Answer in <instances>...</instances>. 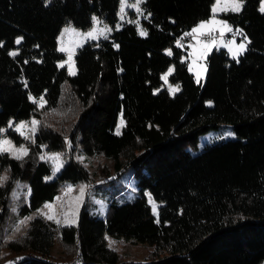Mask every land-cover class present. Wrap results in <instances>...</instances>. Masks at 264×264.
<instances>
[{"label": "trees", "instance_id": "trees-1", "mask_svg": "<svg viewBox=\"0 0 264 264\" xmlns=\"http://www.w3.org/2000/svg\"><path fill=\"white\" fill-rule=\"evenodd\" d=\"M214 1L146 0L139 26L147 35L141 36L134 22L115 27L118 0H0V129L9 120L40 121L23 160L0 155V173L8 177L0 187V262L5 249L40 256L19 264H50L41 259L52 258L57 242L65 257L77 252L82 264H137L106 245L113 237L154 247L155 257L138 264H264L262 0H243L240 12L219 15L230 34L209 41L200 39L205 32L194 34L191 43H209L237 38L240 30L250 41L239 62L213 47L201 84L184 59L188 43L174 41L208 19ZM94 17L111 32L77 49L76 73L69 75L59 66L60 30L67 23L90 29ZM170 67L168 84L180 86L173 96L161 79ZM41 97L43 107L32 99ZM220 125H230L235 138L196 155L172 153L179 141ZM7 135L16 142L12 131ZM43 148L66 160L51 180L52 166L39 157ZM77 150L111 160L118 178L143 167L133 200L111 203L103 218L83 204L76 224L61 228L35 215L2 242V233L15 231L19 218L52 201L64 185L89 180ZM17 180L31 194L20 190L14 214L10 192Z\"/></svg>", "mask_w": 264, "mask_h": 264}, {"label": "rangeland", "instance_id": "rangeland-1", "mask_svg": "<svg viewBox=\"0 0 264 264\" xmlns=\"http://www.w3.org/2000/svg\"><path fill=\"white\" fill-rule=\"evenodd\" d=\"M133 2L134 0H129V3H133ZM143 4L144 3L140 4V8L142 10H143ZM120 6H121L120 0H118V7H117V13H116V24H115L116 28L118 27V25L128 22L129 20L131 21L138 20L139 25H140V19L144 15V10H143V15H141L135 10V8L126 7L125 8L126 15L124 19L121 20ZM262 6H264V0H262V2L260 3V6H259L260 12H261L260 9ZM212 18L213 17L208 19V21L212 20ZM215 18L217 21H222L218 16H215ZM96 19L100 23H96V21H94L92 27L87 30H80V29L74 28L70 23L65 24L60 30V33L57 37V50L63 53L64 59L59 62V66L63 65V67L66 68L69 75H74V74H70L69 72L70 68L72 69L74 73H76V67L74 64V56H75L77 49L81 48L87 42L98 41L99 39L104 38L103 35H99V30L103 29L106 25H104V23L101 22L98 18ZM208 21L204 20L202 21V23H205ZM107 28H109L108 25H107ZM209 28L211 29H209L208 31L217 30L219 34L221 32L220 24L212 25ZM93 30L97 31V39L95 40L91 38L85 39L84 38L85 34ZM140 30L141 28L140 26H138L139 33H140ZM226 33L227 32H225L224 30L223 36H225ZM230 33L232 32H229V34ZM106 35L108 36L109 33H106ZM196 35H199V34H196ZM194 40L195 41L193 42V45L190 46V49L188 50L187 57L184 59H187L188 70L193 74L196 81H197V74L198 73L201 74L199 78V83L203 84L205 80V74H206V64H205L206 54H204L205 49L208 48L210 52L214 46L218 48H221V47L225 48L228 51L230 58L234 59L231 52L229 51V48L226 47L225 45L229 41H234L233 47H235V45H238L241 42H245V36L238 34L237 38L230 36L226 39L222 38L219 40H214L215 43H211V44L204 43V42L202 43V41L199 42L197 41L198 39L197 40L194 39ZM166 53H168V50H166ZM70 56H71V59H69ZM190 67L192 70H190ZM163 82L167 89V93L170 96H173V94H171L169 91V85L171 84H168V83L166 84L164 80ZM176 85L177 84H173L171 86L175 87ZM179 90H180V86H179ZM39 99L40 98H38L37 101H39ZM119 119L120 118H118V120ZM32 120H38V119L35 117H32L28 120L18 121V122L9 120L7 125L2 128V129H5L6 131L3 133H0V139L7 138L17 148L23 145L24 147L28 149V144L31 143L32 141L26 140L18 132L14 131L13 128L15 127V125H18L22 122L27 123L28 128L23 129V131L27 135L31 136L33 134L29 131V128L32 127L30 123ZM9 123L13 124V128L8 127ZM120 124H121V121L119 124H117L116 127L118 128ZM9 130L12 131L16 135V142L15 140H12L7 135V131ZM35 133H34V138H35ZM233 138H235V132L233 131V128L230 125H220V127L217 130H211L205 134H202L198 137L197 140L183 139L179 141L174 146L172 153L175 156H180V157L186 156V155H196L204 151L210 145L217 144L219 142L226 141L228 139H233ZM51 154H54V153H51V152L49 153L43 148V151L39 157H41L42 155L48 156ZM75 154H76L75 158L78 161H80L87 169L89 173V180L87 182L79 181L76 183H67L66 185H64L61 191L53 198L52 203L51 202L44 203L43 205L40 206L41 208L37 209L35 212H32L30 215L25 216L23 218H19L18 224L16 225V227L14 226L15 231L11 233H2L1 235L2 242L11 240V238L17 233L16 228L21 226L20 221L26 220V223H27L29 218L31 219L35 215L41 216L45 218L46 220L50 221L51 223L55 224L58 228H61L63 226H69L77 222L78 212L83 204H85L90 215L103 218V216L105 217L106 211L111 203H114V202L122 203V202L133 200V198L135 197V194H134L135 183H136L135 181H137L136 179H138L140 174L143 172V167H140L134 170H128L127 172L120 175V177L118 178L116 177L115 170L113 169V164L111 160L103 159L100 156L86 155L81 151L78 152V150L75 151ZM3 155L11 156L7 152H5ZM61 159L63 160V164H64L66 160H64L62 157ZM44 160L46 161L47 159H44ZM47 161L52 166V175L48 178L49 180H51L53 179V177L58 171H54L55 165L52 161L50 160H47ZM0 176H5V172L0 173ZM113 176H115V180L113 182H115L116 185L119 186L118 192H116L115 187H113L112 183L110 182ZM17 182L20 185H26L24 180H17L15 183V186L12 188L10 192V197H11L10 207H11V212L12 213L14 212V214H16L17 205L13 204L15 200L13 199L12 193L16 192L18 196L20 190L22 189L16 186ZM81 189H83L84 191L83 197H81ZM26 198H28L27 188H26ZM46 204L51 205L52 206L51 209L45 208ZM151 204H152V210H153V204L155 203L151 202ZM13 209H15V211H13ZM41 212L47 215H52L54 216L55 219L49 220L47 219V216L42 215ZM55 220H60L61 221L60 225H57ZM105 243L106 245L114 248L126 260L133 261L134 263H137V264L140 262L146 261L150 258H153L156 255L155 254L156 250L154 249L153 246H150L146 243L133 241L131 239L126 240L123 238L106 237ZM1 255H2V263L9 261L10 264H12L10 260L12 258H15L13 256H16L18 254L11 255L9 254V252L5 251V249H2ZM50 255L52 256V258L51 257H48V258H50L52 262L71 261L75 258V253L70 258L65 257L66 255H69V254L64 249H61L57 242H55V244L53 245V250L52 252L50 251Z\"/></svg>", "mask_w": 264, "mask_h": 264}, {"label": "snow or ice", "instance_id": "snow-or-ice-1", "mask_svg": "<svg viewBox=\"0 0 264 264\" xmlns=\"http://www.w3.org/2000/svg\"><path fill=\"white\" fill-rule=\"evenodd\" d=\"M145 2H146V0H134L133 3H129V0H120V5H121L120 6V14H121L120 18H121V20H123L125 15H126L125 14V8L126 7H133V8H135V10L139 14L143 15V10L140 8V4L145 3ZM229 8L233 12H240L243 8V0H216V6L213 8L212 20L205 22V23H201L200 25L197 26V28H194L191 33H186L185 35H193L194 33H200L202 29L209 28L210 26L216 25V24H220V26H221V32H220L221 36H223L224 30H226L228 32H232L233 30L229 25H227L226 23H224L222 21H217L215 18V14L218 10H229ZM260 10H261V12H264V6H262ZM149 16H150V14H149ZM145 18L147 19L148 17H145ZM93 19H94V21H96V23H100L95 17ZM129 22H134L139 26L138 20L137 21H129ZM213 30H215V29H213ZM110 32H111V29L107 28V26H105L103 29L99 30V35H103L104 38L107 39L106 33H110ZM236 32H237V34L243 35V33L240 30H236ZM139 34L141 36H146L147 32L141 29ZM84 38L85 39L91 38L93 40L97 39V31L93 30V31L88 32L87 34H85ZM16 43L19 44L20 40L18 39L16 41ZM211 43H215V41L214 40L210 41L209 44H211ZM247 43H250V41H248L247 38L245 37V42H241L240 44L235 45V47H233L234 41H229L225 46L229 48V51L231 52L233 58L237 59V62H239L238 57L244 51L247 50V47H246ZM0 46H2V45H0ZM178 46H180V45L178 44ZM116 47H119V46L116 45ZM206 47H207V45H206ZM61 50H63V49H61ZM10 54L16 55V53H10ZM168 54L171 55L170 50H169ZM69 59H71V56L69 57ZM61 67H63V65H61ZM190 70H192L191 67H190ZM172 71H173V69L169 68L168 72L165 73L164 75H162V77H161V79L164 80L166 84L168 83V76L171 74ZM69 72H70V74H75L71 68L69 69ZM200 75H201L200 73L197 74V82L198 83H199ZM169 91L171 94H175L177 91H179V85H176L175 87L169 85ZM32 99H33V103H38L41 107H43V104L45 103L43 100V97H41L39 99V101H37L35 98H32ZM30 123H31L32 127L29 128V131L33 134L31 136L27 135L23 131V129L28 128L27 123L22 122L18 125H15L14 128H13V124L9 123L8 127L13 128L14 131L18 132L26 140H31L34 143L35 142L34 133L36 132L37 127L40 124V121L32 120ZM121 123H123V120H121ZM5 131H6L5 129H0V133H3ZM117 134L118 135L120 134L119 129L117 130ZM68 143H69V147H71V142H68ZM5 152L9 153V155H11V157L13 159H16V160H23L24 157H26L28 155V149L26 147L21 145L19 148H17L15 145L12 144V142L10 140H8L7 138H3V139H0V155H3ZM61 155L62 154H60V153H54V154H51L48 156L42 155L40 157V159H42V160L47 159V160L52 161L55 165L54 171H59L60 168L63 167V160L61 159ZM7 179H8V177L6 175L0 176V187H3V185L7 181ZM16 186L18 188H27V194L28 195L31 194V189L28 188L26 185H20L17 182ZM69 190H71V189H69ZM83 195H84V191H83V189H81V197H83ZM12 196H13L14 200L16 198H18L16 192H13ZM149 201L151 202V197H149ZM51 207H52L51 205H47V204L45 205V208L51 209ZM13 211H15V209H13ZM153 211L156 212V205L155 204H153ZM41 214L46 215L47 219H49V220L55 219L54 216H52V215H47L43 212H41ZM55 222L57 223V225H60V223H61L60 220H55ZM20 223L25 224L26 220H22V221H20Z\"/></svg>", "mask_w": 264, "mask_h": 264}, {"label": "built area", "instance_id": "built-area-1", "mask_svg": "<svg viewBox=\"0 0 264 264\" xmlns=\"http://www.w3.org/2000/svg\"><path fill=\"white\" fill-rule=\"evenodd\" d=\"M186 33H191V32H188V31L182 32L181 34H179L175 38L174 44L176 46H178V44L180 46H182L183 44L191 42L194 34L193 35H185ZM219 36H221V35L219 34L218 31H210V32H205V33L201 34L200 39H202L204 41H209L211 39H216ZM13 257H15V258H12L10 260L12 262V264H19L21 261H23L25 259H40L39 255L32 254V253L18 254V255L13 256ZM41 260L48 262L50 264H82L81 259L78 256L77 252L75 253V258L71 261L52 262L50 258H43ZM0 264H10V262L9 261L3 262V263L0 262Z\"/></svg>", "mask_w": 264, "mask_h": 264}, {"label": "crops", "instance_id": "crops-1", "mask_svg": "<svg viewBox=\"0 0 264 264\" xmlns=\"http://www.w3.org/2000/svg\"><path fill=\"white\" fill-rule=\"evenodd\" d=\"M262 2V1H261ZM260 2V3H261ZM216 6V0L214 1V3L212 4V6H211V11H210V16H209V18L208 19H210L211 17H213V8ZM227 11H231L230 9L229 10H218L217 12H216V14H215V16H218L219 17V15L222 13V12H227ZM220 18V17H219ZM208 19H206L205 21H208ZM221 19V18H220ZM222 21H224L223 19H221ZM129 21H131V20H129ZM128 21V22H129ZM204 21V20H203ZM202 23V21H200L194 28H197V26L198 25H200ZM226 23V22H225ZM227 25H229L228 23H226ZM104 25H106V24H104ZM107 26V25H106ZM230 26V25H229ZM209 29H211V28H206V29H202L201 30V32L200 33H203V32H205V31H208ZM193 30V29H192ZM225 32H228V31H226L225 30ZM200 33H196V34H200ZM197 40V39H196ZM195 41V40H194ZM193 41V42H194ZM197 41H199V40H197ZM193 42L191 43V44H189L188 46H189V49H190V46H192L193 45ZM199 42H201V41H199ZM203 43V42H202ZM228 43V42H227ZM215 47V46H214ZM216 48H218V47H216ZM188 49V50H189ZM191 51H193V50H191ZM228 52V51H227ZM209 53V49L208 48H206L205 49V51H204V54H206V56H207V54ZM169 70V69H168ZM166 73V72H165ZM164 73V74H165ZM137 180V179H136ZM136 182V181H135ZM134 194H135V191H134ZM51 203H52V201H50ZM47 203V202H46ZM43 205V204H42ZM39 208H41V207H39ZM38 208V209H39ZM35 212V211H34ZM30 215V214H29ZM104 217V216H103ZM76 224V223H75ZM73 225V224H72ZM52 250H53V247H52V249H51V252H52Z\"/></svg>", "mask_w": 264, "mask_h": 264}, {"label": "clouds", "instance_id": "clouds-1", "mask_svg": "<svg viewBox=\"0 0 264 264\" xmlns=\"http://www.w3.org/2000/svg\"><path fill=\"white\" fill-rule=\"evenodd\" d=\"M191 44V42L188 43V45Z\"/></svg>", "mask_w": 264, "mask_h": 264}]
</instances>
